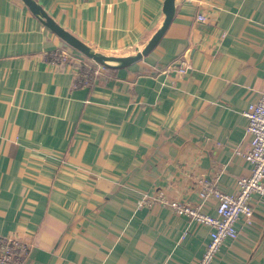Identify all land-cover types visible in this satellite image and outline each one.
I'll list each match as a JSON object with an SVG mask.
<instances>
[{"label": "crops", "instance_id": "crops-1", "mask_svg": "<svg viewBox=\"0 0 264 264\" xmlns=\"http://www.w3.org/2000/svg\"><path fill=\"white\" fill-rule=\"evenodd\" d=\"M34 1L108 56L143 53L165 19V0ZM91 63L22 0H0V236L33 243L25 264L197 263L210 227L138 202L162 192L215 215L201 181L235 194L250 174L237 151L264 92V0H175L142 59L93 80ZM253 204L212 264H264V198Z\"/></svg>", "mask_w": 264, "mask_h": 264}, {"label": "built area", "instance_id": "built-area-1", "mask_svg": "<svg viewBox=\"0 0 264 264\" xmlns=\"http://www.w3.org/2000/svg\"><path fill=\"white\" fill-rule=\"evenodd\" d=\"M197 19L206 21L203 14L198 15ZM74 60L73 54L65 50H57L52 53V61L55 63H70ZM90 61L92 63L87 64V69L85 68V78L90 77L93 80L104 71L106 66ZM189 67L187 60H180L173 64L171 69L184 74ZM262 79L264 80V75ZM244 115L248 120L246 131L250 136L249 147L245 150H238L237 153L251 165L250 174L238 178V191L235 194L219 190L215 183L209 180L201 181L200 197L203 201L209 196H213L217 200L215 215L203 212L202 203L192 205L183 200H171L162 192H158L155 196L143 195L138 202L139 208L159 205L177 215H185L198 224L210 227L209 242L195 264H212L227 240L239 238L237 223L244 220L247 225L252 224L254 197L264 198V92L257 101L249 104ZM32 248L33 243L29 240L16 236H0V264H25Z\"/></svg>", "mask_w": 264, "mask_h": 264}, {"label": "water", "instance_id": "water-1", "mask_svg": "<svg viewBox=\"0 0 264 264\" xmlns=\"http://www.w3.org/2000/svg\"><path fill=\"white\" fill-rule=\"evenodd\" d=\"M22 1L35 15L39 16L40 19H42V22L46 27H48L67 45L75 49L80 54L84 55L86 58L92 60L93 62L104 66L117 64L120 67H127L137 62L138 60L142 59L143 55H145L150 50L155 48L156 45H158L159 41L161 40L166 30L168 29L169 25L171 24L175 14V0H165L163 7V12L165 14L164 23L149 42L147 49L143 53H137V55L131 57H118V56L102 55L94 52L85 43L78 40L76 37H74L69 32L64 30L60 25H58L34 0H22Z\"/></svg>", "mask_w": 264, "mask_h": 264}]
</instances>
